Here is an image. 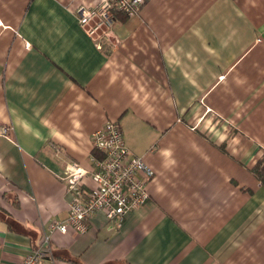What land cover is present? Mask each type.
I'll return each instance as SVG.
<instances>
[{"label":"crops","instance_id":"crops-1","mask_svg":"<svg viewBox=\"0 0 264 264\" xmlns=\"http://www.w3.org/2000/svg\"><path fill=\"white\" fill-rule=\"evenodd\" d=\"M95 1L0 0V264L45 234L43 264H264V0H147L101 47L75 13ZM110 119L155 170L149 200L51 233Z\"/></svg>","mask_w":264,"mask_h":264},{"label":"built area","instance_id":"built-area-1","mask_svg":"<svg viewBox=\"0 0 264 264\" xmlns=\"http://www.w3.org/2000/svg\"><path fill=\"white\" fill-rule=\"evenodd\" d=\"M146 1L96 0L95 4L78 6L75 13L80 27L101 47V40L117 38L114 13L132 17L139 14ZM9 128L0 125V135L8 134ZM121 129L118 121L110 119L93 133L91 169L76 162L68 165L63 180L71 195L69 214L63 220L50 222L51 233H67L70 228L80 234L86 233L90 219L98 212L105 213L111 227H119L128 213L149 200L148 182L154 178L155 170L132 152ZM88 177L91 185L86 182ZM50 235L45 234L43 242L19 264H43L52 255Z\"/></svg>","mask_w":264,"mask_h":264},{"label":"trees","instance_id":"trees-1","mask_svg":"<svg viewBox=\"0 0 264 264\" xmlns=\"http://www.w3.org/2000/svg\"><path fill=\"white\" fill-rule=\"evenodd\" d=\"M254 174L259 177L264 183V159L257 163V165L253 168Z\"/></svg>","mask_w":264,"mask_h":264}]
</instances>
